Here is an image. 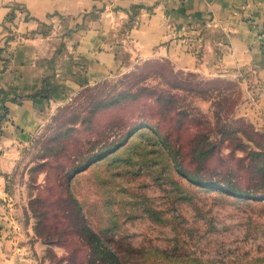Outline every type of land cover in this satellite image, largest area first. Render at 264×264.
<instances>
[{
	"label": "rangeland",
	"instance_id": "1",
	"mask_svg": "<svg viewBox=\"0 0 264 264\" xmlns=\"http://www.w3.org/2000/svg\"><path fill=\"white\" fill-rule=\"evenodd\" d=\"M147 74L150 77L145 83L154 91L175 96L180 115L171 113L160 119L156 96L147 95L150 97L144 102L149 120L159 119L161 132L169 142L176 147L180 144L188 170L196 167L191 162L194 154L209 152L210 158L201 167L208 181L193 184L183 177L171 163V153L159 145V134L151 128L141 129L124 148L72 179L71 190L88 226L97 232L106 231L126 249L142 250L143 257L133 264H252L264 257V196L229 195L217 181L223 178L212 176L215 171H230L233 177H241L240 189L258 184L254 168L259 162L250 161L249 154L258 151L257 146L264 148V123L242 108L243 93L237 83L177 68L170 60L149 61L128 74L84 87L53 119L59 114L62 117L56 123L61 119L72 121L71 115L82 117L84 109L98 97L112 96L117 88H126ZM129 75L133 76L127 78ZM69 107L70 111L64 113ZM133 108L137 110L136 104ZM112 114L100 112L96 120L104 123ZM52 127L50 122L35 136L13 182V195L18 203L26 202L25 216L33 220L34 226L37 221L28 204L44 184L47 167L39 164ZM206 141L209 146L203 145ZM58 163L50 164L51 175ZM51 201L46 200L50 210L54 208ZM59 221L58 217H49L45 225L51 227V233L58 234L55 228L66 239L65 226ZM68 241L51 245L45 255L48 264H59L73 250L82 257L76 243Z\"/></svg>",
	"mask_w": 264,
	"mask_h": 264
},
{
	"label": "crops",
	"instance_id": "2",
	"mask_svg": "<svg viewBox=\"0 0 264 264\" xmlns=\"http://www.w3.org/2000/svg\"><path fill=\"white\" fill-rule=\"evenodd\" d=\"M264 0H0V264H48L15 173L79 91L141 63L237 83L264 123Z\"/></svg>",
	"mask_w": 264,
	"mask_h": 264
},
{
	"label": "trees",
	"instance_id": "3",
	"mask_svg": "<svg viewBox=\"0 0 264 264\" xmlns=\"http://www.w3.org/2000/svg\"><path fill=\"white\" fill-rule=\"evenodd\" d=\"M132 76L129 75L127 78ZM156 76L160 79L163 77L162 74ZM147 77L150 76L147 74L126 88H117L112 96L98 97L97 101L88 104L82 117L71 115L72 121L64 122L61 119L59 123L56 122L62 117L61 114L51 119L54 134L51 133L52 135L47 137L45 146L42 147L45 153L40 157L42 163L39 164V166L47 167L44 184L38 188V192L30 200L28 206L30 213L37 221L34 233L38 238L50 246L63 244L69 239L68 242L76 243L77 249L83 253L82 257H79L78 251L73 250L71 256L64 258L59 264H63V261L65 264H133L143 257L142 250L132 247L126 249L112 236L107 235L106 231L97 232L88 226L82 206L71 190V182L75 175L85 171L92 164H98L105 158L108 159L110 154L124 148L139 130L151 128L156 135L159 134V145L171 153V163L177 172L191 183L199 184L200 181H208L207 178H203L204 170L201 167L208 159L209 152L194 154L191 162L194 161L196 167L188 170L185 156L180 152V144L176 147L175 144L172 145L169 142L168 137L161 132L159 119L149 120L150 115L147 114L144 102L147 97H150L147 95L156 96L155 100L159 105L156 114L160 119L171 113L177 116L179 114H177L175 96L159 90L154 91L145 83ZM91 97L92 95H88L89 99ZM134 104L137 106L136 111L135 107L133 108ZM71 108L64 109V113L70 111ZM125 110L129 112L123 113ZM103 111L113 114L104 123H100L96 119L98 113ZM246 139L251 140L249 137ZM237 141H240L239 138ZM203 145L209 146V141ZM257 148H259L258 151H250L249 158L250 161L252 159L259 162V165L254 168V173L258 175V184L250 189H240L238 184L241 177H233L230 171L225 174L215 171L212 176L223 178L217 181L223 184L224 192L239 197L264 196V148L258 146ZM57 161L59 163L54 167L56 172L51 175L52 166L50 164ZM48 191L52 192V195H44ZM50 198L54 205L52 210L47 208L46 200ZM49 217L60 219V226H65L63 231L67 234L66 239H63V235L57 229L53 230L58 232L55 235L51 233V227H46L45 222ZM67 228L70 229L67 230ZM83 247L84 250H82ZM252 264H264V257L254 260Z\"/></svg>",
	"mask_w": 264,
	"mask_h": 264
},
{
	"label": "built area",
	"instance_id": "4",
	"mask_svg": "<svg viewBox=\"0 0 264 264\" xmlns=\"http://www.w3.org/2000/svg\"><path fill=\"white\" fill-rule=\"evenodd\" d=\"M262 39L264 40V35H262Z\"/></svg>",
	"mask_w": 264,
	"mask_h": 264
}]
</instances>
